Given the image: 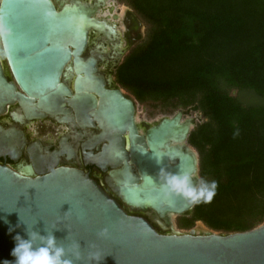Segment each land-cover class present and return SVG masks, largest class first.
Masks as SVG:
<instances>
[{"label":"water","instance_id":"1","mask_svg":"<svg viewBox=\"0 0 264 264\" xmlns=\"http://www.w3.org/2000/svg\"><path fill=\"white\" fill-rule=\"evenodd\" d=\"M103 1L90 6L83 0H0V114L17 102L27 118L49 115L66 122L72 109L80 126L97 122L95 142L104 143L94 157L101 169L110 168L109 188L126 207L152 211L171 231L159 232L145 218L129 214L79 169L51 166L35 174L29 164L19 170L0 164V261L14 260L13 237L25 235L27 224L40 233L54 231L73 264H95L89 260L93 253L102 257L99 264H264V222L230 233L170 228L171 216L190 215L194 204L170 193L160 170L188 174L197 186L199 158L186 144L196 126L190 117L182 120L184 111L178 109L139 133L133 101L105 87L110 77L95 74L102 44L81 57L91 30L111 43L117 39L113 25L94 17ZM111 46L115 50L118 44ZM23 143L21 132L0 125L1 155L9 152L16 159ZM54 154H33L32 165L40 168Z\"/></svg>","mask_w":264,"mask_h":264},{"label":"trees","instance_id":"2","mask_svg":"<svg viewBox=\"0 0 264 264\" xmlns=\"http://www.w3.org/2000/svg\"><path fill=\"white\" fill-rule=\"evenodd\" d=\"M123 1L147 31L115 68L117 83L139 102L204 117L188 142L216 194L194 204L179 227L201 221L230 233L263 223L264 0Z\"/></svg>","mask_w":264,"mask_h":264},{"label":"flooded vegetation","instance_id":"3","mask_svg":"<svg viewBox=\"0 0 264 264\" xmlns=\"http://www.w3.org/2000/svg\"><path fill=\"white\" fill-rule=\"evenodd\" d=\"M83 1L90 6L97 2V0ZM103 3H99L96 9L98 10L99 7H102ZM110 3H112V1L108 0L107 5H109ZM109 8L112 9V6ZM95 13L94 17L97 20L105 21L109 25L114 26L118 34L117 39L114 42H117L118 47L113 50L111 45H113L114 42L111 43L105 35L98 31L97 32L100 34V36H96V31L91 30L89 33L88 46L86 47L85 51L81 53V57L83 59H86L88 56H90L89 50H93L96 44H102L101 49L107 47V51H102L100 56L101 58L99 57L96 59L97 71L95 74L104 75L106 78L110 77L111 82L110 84H105V87L107 89H119L126 98L133 101L135 107V101H137L135 97L130 93V91H128V89L117 83L115 78V68L121 63L125 55L131 50L130 43L133 39L131 32L135 29H138L137 21L132 18L131 20L133 22L130 20L132 24L129 23L128 28H126L124 32L121 31L122 37L120 38V35L117 31V28L120 29L118 20H110L106 16L96 17ZM123 20V22L125 23V17L123 18ZM121 43H123L122 47H120ZM1 62L4 69H8L6 77L8 78V80L12 79V75L9 71V67L7 65V61L3 51L1 52ZM100 65L103 66V70L100 68ZM68 86L73 92L72 78L68 83ZM17 88L19 89L18 86ZM122 88L128 91V93L130 94L125 93ZM13 113H15L17 116L12 115ZM65 120L67 121L59 122L54 117H50L49 115H46L43 118H27L24 114V111L17 102L8 105L6 111L0 114V125L5 129L14 128L15 130L21 132L24 138V143L22 144V147L19 148L20 153L16 159H14L12 154L9 152L2 155L0 154V164L6 165L14 170H19L24 165L29 164L32 166V170L35 174L40 171L47 172L51 166H62L79 169L88 174L89 177L94 179L97 184H99L111 197L116 199L129 214L145 218L159 232H170L171 229L169 228L163 229V224V227L160 225V223H163V221L157 217L154 218V214L152 211H141L137 209L132 210L126 207L121 202L120 198H118L107 185L105 177L107 176L110 168L105 171L101 169L97 165L94 157V155L101 150V147L104 143L103 141L95 142L94 136L100 132V128L97 122L94 121L92 127L80 126L74 116V112L72 111V109L70 111V114L65 117ZM137 124L139 126V133H143V131L148 127L150 123L142 122ZM186 141H188V137ZM48 152H54L55 154L52 155L53 157H47L45 161L41 163L40 168L32 165L31 155L37 154L38 156H42ZM179 216L182 217L189 215Z\"/></svg>","mask_w":264,"mask_h":264},{"label":"clouds","instance_id":"4","mask_svg":"<svg viewBox=\"0 0 264 264\" xmlns=\"http://www.w3.org/2000/svg\"><path fill=\"white\" fill-rule=\"evenodd\" d=\"M160 174L163 176L164 186L170 193L182 196L192 204L210 203L216 194L217 183L215 181L210 184L201 182L199 186H193L192 178L188 174H169L165 173L164 169L160 170ZM3 219L5 223L8 222L6 217ZM16 227H19V224ZM14 230L15 228L11 226L8 229L9 233ZM13 239L15 246L10 255L14 257V260H3L0 264H73V259L69 258L66 248L58 243L54 231L40 233L26 224L25 235L17 233ZM75 258L77 260L80 258L78 251L75 252ZM89 260L99 264L102 257L93 253Z\"/></svg>","mask_w":264,"mask_h":264},{"label":"rangeland","instance_id":"5","mask_svg":"<svg viewBox=\"0 0 264 264\" xmlns=\"http://www.w3.org/2000/svg\"><path fill=\"white\" fill-rule=\"evenodd\" d=\"M111 1L116 4V7L119 10V12H121V10L124 7L126 9H128V12L125 13V16H124L125 17V23L123 22L124 20H118V25H119V28L121 31L124 32L126 30V28H128L129 23L132 24L131 23L132 18H134L137 21L138 29H135L134 31L131 32L133 39L131 40V43H130V49H132L134 46L141 43L145 39L146 31H147V25L140 18V16H138L135 13V11L133 9H131L123 0H111ZM128 13H129V15H128ZM100 68L103 70L102 65H100ZM123 91L127 94H130L125 89H123ZM178 109H182L184 111V115H183L184 118H187V117L192 118L194 120L195 126H197V124L201 123L204 120V117L201 114V112H199L197 110H193L192 108L183 109L181 107L176 108V107H174L173 104L164 105V104H161L158 102L146 101V102L140 103L138 101H135V117H136L138 123H142V122L151 123L155 120H158L162 116L173 115ZM186 143L191 148H193V150H195L197 152V150L188 141H186ZM197 155L199 158L198 152H197ZM198 168H199V163H198ZM197 180H198L197 186H199V184L202 182L201 176L199 174V170L197 172ZM179 217H180L179 215H173V217H172L175 231L188 232V231L192 230L196 234H201V233H204V232L210 230V228H208L201 221L195 222V224L191 228H181L178 225ZM216 232H219V231H216Z\"/></svg>","mask_w":264,"mask_h":264},{"label":"bare ground","instance_id":"6","mask_svg":"<svg viewBox=\"0 0 264 264\" xmlns=\"http://www.w3.org/2000/svg\"><path fill=\"white\" fill-rule=\"evenodd\" d=\"M107 2L108 0H104V3H103V6L102 7H99L98 10L96 11V17H102V16H106L108 17L110 20L113 19L114 21H117V20H123L124 16H125V13L128 12V9H126L125 7L121 10V12H119V10H117V7H116V4L115 3H110L109 5H107ZM112 6V9H110L109 7ZM127 10V11H126ZM115 23V22H114ZM117 31L120 35V38L122 37V32L120 29L117 28ZM95 35L96 36H100V34L96 31L95 32ZM106 38V37H105ZM103 38V39H105ZM122 47L123 46V43L120 44ZM103 51H107V47H104L102 49ZM101 55V54H100ZM6 72H8V69L5 68ZM135 120H136V123H138L136 117H135ZM182 120H184V118H182ZM128 208H130L129 206H127ZM172 217L173 215L171 216V219H170V228H172L173 230H175L174 228V224H173V220H172ZM160 223V222H159ZM163 224V223H162ZM164 226V224H163Z\"/></svg>","mask_w":264,"mask_h":264}]
</instances>
